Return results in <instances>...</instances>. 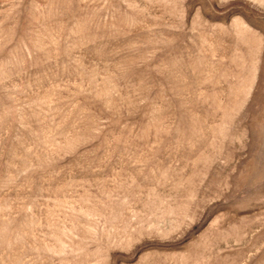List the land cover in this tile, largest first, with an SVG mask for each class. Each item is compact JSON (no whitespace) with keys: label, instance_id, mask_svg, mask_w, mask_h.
<instances>
[{"label":"rangeland","instance_id":"obj_1","mask_svg":"<svg viewBox=\"0 0 264 264\" xmlns=\"http://www.w3.org/2000/svg\"><path fill=\"white\" fill-rule=\"evenodd\" d=\"M0 264H264V0H0Z\"/></svg>","mask_w":264,"mask_h":264}]
</instances>
